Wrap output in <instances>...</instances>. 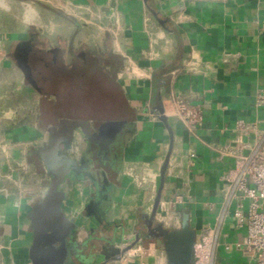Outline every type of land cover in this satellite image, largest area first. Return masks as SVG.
<instances>
[{"label": "crops", "instance_id": "0c3cea01", "mask_svg": "<svg viewBox=\"0 0 264 264\" xmlns=\"http://www.w3.org/2000/svg\"><path fill=\"white\" fill-rule=\"evenodd\" d=\"M263 89L264 0H0V264H40L33 212L53 180L40 150L63 121L84 125L60 145L78 171L58 187L70 227L45 264H113L135 246L151 264H196L213 232L221 261L242 264L224 245L243 239L248 200L219 150L253 145L236 121L264 128ZM176 97L202 108L196 131L170 114Z\"/></svg>", "mask_w": 264, "mask_h": 264}, {"label": "built area", "instance_id": "2783aa9c", "mask_svg": "<svg viewBox=\"0 0 264 264\" xmlns=\"http://www.w3.org/2000/svg\"><path fill=\"white\" fill-rule=\"evenodd\" d=\"M172 103L170 114L188 130L194 132L202 125L204 113L200 106L188 104L180 97L174 98ZM257 104H264V89L258 96ZM236 127L247 134L253 132L255 142L252 146L247 142L228 144L219 150L222 155L236 159L234 170L225 177L232 186V193L242 200H248L246 213L243 203L235 210L238 224L246 227L243 239L225 244L224 250L230 252L239 249L249 256L251 264H264V128L256 121L247 122L244 119H238ZM178 201L182 202L183 199L178 197ZM219 247L220 242L213 232L212 240L204 239L197 244L196 264H224L219 257ZM147 254V250L141 246L130 247L122 250L113 264H151Z\"/></svg>", "mask_w": 264, "mask_h": 264}, {"label": "water", "instance_id": "95a60500", "mask_svg": "<svg viewBox=\"0 0 264 264\" xmlns=\"http://www.w3.org/2000/svg\"><path fill=\"white\" fill-rule=\"evenodd\" d=\"M160 23L165 26V20L158 18ZM161 119L167 123V117L164 114V108L159 107ZM78 125H84L82 122L72 123L70 121H63L58 130L53 131L51 139L47 145L41 150V156L47 165L49 173L53 176L49 192L46 197L40 201L34 209L33 220L35 229V241L32 249L33 260L45 264L54 259L57 247L56 242L64 243V238H54L58 231L62 232L68 230L69 220L66 218L61 209V202L63 193L58 190L59 185L64 181L65 176L72 171H78L75 161L70 159L61 151V143L69 146L73 137V130ZM170 155L167 156L166 161L161 171V186L157 193L152 215L146 221V229L148 232L157 235L153 228V221L160 204L162 190L165 181V173L168 168ZM65 230V231H66ZM65 233V232H64ZM185 237L184 232L178 231L165 235L167 249L170 255H173L177 246L182 243ZM50 238L49 240H46ZM41 255V257H39Z\"/></svg>", "mask_w": 264, "mask_h": 264}, {"label": "rangeland", "instance_id": "374dc122", "mask_svg": "<svg viewBox=\"0 0 264 264\" xmlns=\"http://www.w3.org/2000/svg\"><path fill=\"white\" fill-rule=\"evenodd\" d=\"M245 204H246V207H248V201H246ZM226 258L228 260H231L234 263L239 261L242 264H251L249 256H242L236 252H234L233 254H226Z\"/></svg>", "mask_w": 264, "mask_h": 264}]
</instances>
